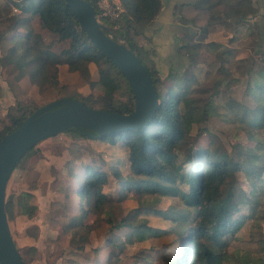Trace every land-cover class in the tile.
Here are the masks:
<instances>
[{
  "label": "trees",
  "instance_id": "trees-1",
  "mask_svg": "<svg viewBox=\"0 0 264 264\" xmlns=\"http://www.w3.org/2000/svg\"><path fill=\"white\" fill-rule=\"evenodd\" d=\"M87 1L97 12L96 0ZM119 1L123 7L119 16L100 21L109 27L108 35L111 33L115 40L129 43L142 61L153 83L158 107L145 126L118 134L91 137L89 134L95 132L79 128L66 131L85 138H97L110 145L120 143L126 151L124 162L128 172L123 174L120 164H107L108 169L96 164L81 165L84 171L80 175L77 173L80 185L71 188L72 201H78L76 209L71 214V207L67 205L64 213L69 218V225L78 227L85 224L90 214L103 211L110 202H120L131 196L138 206L122 215L105 239L110 248L108 261L116 251H124L128 243L167 233L175 234L181 245L178 255L169 257L168 264H222L231 256L228 245L243 225L250 219L252 232L253 227L264 219V50L260 52V59L253 56L235 59L231 70L224 62L221 64L226 76L237 72L239 76H234L235 80L245 78L242 100L229 94L219 111V116L234 124L233 131L238 128L244 134L243 139L232 143L230 159L211 157L207 148L196 144L197 136L186 151L187 164L178 166L175 155L192 125L207 114L205 105L199 104L197 95L193 96L198 80L195 48L198 49L200 41L214 27H235L239 21L232 23L227 12L250 4L251 0H195L196 15L206 13L207 18L198 33L185 32L178 37L179 54L186 57V66L190 64V67L185 66L179 71L170 66L164 77L149 57L152 49H144L139 43L145 39V28L159 14L162 0ZM7 2L9 4L0 8V65L8 70L6 83L10 89L16 90L18 82L27 77L42 93L56 85L66 72L69 77L78 74L87 82L99 83L104 88L99 105H95L97 99L92 94L69 98H76L92 108L117 113L134 109L133 93L124 75L93 46L64 0ZM12 8L18 12H12ZM179 20L182 23L189 21L181 12ZM33 21L55 35L56 42L67 43V46L54 51L53 44L46 43L35 31ZM190 22L193 21L190 19ZM195 34H201L202 38H194ZM207 45L213 49L221 47L215 42ZM226 53L232 55L231 49ZM90 64L96 67V80L90 78ZM224 80L222 76L214 82V88L219 86V92ZM36 108L31 107L30 102L18 99L10 105L5 113L6 121L0 127V139ZM36 145L22 156L23 161L35 154ZM72 173L77 177L75 172ZM112 179L116 183V195L104 190ZM240 181L251 189L240 186ZM221 185L228 186L225 194L220 190ZM12 202L7 199L5 204L8 220ZM163 202L165 204L160 205ZM18 205L22 211L30 207L29 212L32 211L33 206L26 199ZM142 213H154L169 220L170 226L166 229L152 227L147 218H140ZM262 241L258 247L264 253V239ZM18 250L23 263L27 264L19 247Z\"/></svg>",
  "mask_w": 264,
  "mask_h": 264
},
{
  "label": "rangeland",
  "instance_id": "rangeland-1",
  "mask_svg": "<svg viewBox=\"0 0 264 264\" xmlns=\"http://www.w3.org/2000/svg\"><path fill=\"white\" fill-rule=\"evenodd\" d=\"M5 4H9L7 0H0V8ZM248 6L245 5L238 13L232 12L228 15L232 10L228 11L229 20L234 23L236 18L239 23L235 27L226 25L214 27L200 41L198 49L195 48L198 53L195 67L198 80L193 96H198V102L202 106L205 105L207 114L192 125L190 133L181 141L175 155L176 164L180 167L187 164L186 151L196 136L198 139L195 142L199 147L207 148L211 157L224 160L231 157L232 143L244 138V134L238 128L233 131L232 122L219 116V111L229 94L238 101L242 100L245 81L244 77L238 79L239 81L235 80L234 76H239L237 72L230 77L226 76L221 68L222 62L231 70L235 59L247 56L260 59V52L264 50V26L261 32L256 26L247 27V19L264 17V14H261L264 11L260 12L258 8L254 11ZM12 12L15 11L12 9ZM196 13H189L191 15L185 17L189 20L184 23L189 24V33L192 31L198 33V28L207 18L206 13L203 15ZM190 19L193 22H190ZM149 26L144 30L145 39L139 40V43L144 49H152L149 57L154 60L160 76L164 77L170 67L159 62L157 53L161 54V49L154 47L150 32L147 31ZM33 27L46 43L53 44L54 51L67 46V43L56 42L55 35L42 29L37 21H33ZM109 35L112 36L111 33ZM194 38L202 37L201 34L198 36L195 34ZM208 42L220 43L221 47L213 49L207 45ZM228 49H231L232 55L229 54L231 52L226 53ZM187 63L188 61L176 69L182 71ZM188 67L190 64L186 66ZM89 68L91 80H96L95 65L90 64ZM232 70L234 71L233 68ZM222 76L225 80L219 92V86L215 89L214 82ZM8 77V70L0 65V127L2 122L6 121L5 113L9 106L14 105L17 99L30 102L31 107L38 108L57 98L92 94L97 99L95 105H99L101 102L99 99L104 93V88L99 83L87 82L78 74L69 77L65 72V75L59 77L56 85L42 93L25 77L18 82L16 90H12L6 83ZM118 97L122 98L120 94ZM35 148V154L18 162L6 188V200L13 201L8 220L9 227L27 264H168L169 257L177 253L181 246L179 239L175 234L166 233L150 236L142 242L128 243L124 251L115 250L116 253L110 261L107 260L110 248L105 243L106 237L122 215L138 206L131 196L120 202L112 201L103 211L90 214L84 225L78 227L69 225V218L64 212L67 205L71 207L69 211L71 214L76 209L78 201H72L71 188L80 185L79 175L84 171L81 165L96 164L108 169L107 164L115 166L120 164L121 172L123 174L128 172V166L124 162L126 151L120 143L110 145L97 138H85L63 132L38 142ZM72 171L79 175L77 174V177L72 175ZM240 186L251 189L242 181ZM227 189L226 185L220 186L223 194ZM104 190L116 195L115 180L112 179ZM25 192L29 193L28 196ZM25 199L33 206L31 212H29L31 207L27 211H22L18 205V202ZM164 204L163 202L160 205ZM238 207L241 208V205ZM140 218H147L148 224L155 228L166 229L170 226L169 220H164L154 213L149 215L142 213ZM250 221L249 219L231 240L228 245L231 256L222 264H264V253L258 247L264 239V219L258 226L253 227L252 232Z\"/></svg>",
  "mask_w": 264,
  "mask_h": 264
},
{
  "label": "water",
  "instance_id": "water-1",
  "mask_svg": "<svg viewBox=\"0 0 264 264\" xmlns=\"http://www.w3.org/2000/svg\"><path fill=\"white\" fill-rule=\"evenodd\" d=\"M80 29L93 46L124 75L134 97V109L117 113L92 108L76 98L61 97L36 108L0 139V264H24L13 239L5 210L8 180L22 156L38 142L71 128L95 132L91 137L114 135L145 126L158 107L147 69L129 43L115 40L106 31L87 0H64ZM88 133V132H87Z\"/></svg>",
  "mask_w": 264,
  "mask_h": 264
},
{
  "label": "crops",
  "instance_id": "crops-1",
  "mask_svg": "<svg viewBox=\"0 0 264 264\" xmlns=\"http://www.w3.org/2000/svg\"><path fill=\"white\" fill-rule=\"evenodd\" d=\"M161 2V10L152 24L147 28V31L150 32L149 36L152 38L154 47L156 49L158 48V50L161 49V54L157 53L160 59L159 62L168 67L172 66L177 68L185 65L187 61L185 56L179 54L178 37L189 30V24L180 22L179 13L181 12L185 17H188L189 13H195L196 10L193 7L195 0H162ZM244 6L245 5L233 9L228 15L232 12L238 13L240 9L244 8ZM247 6L254 11H256L257 8L260 9V12L261 10L264 11V0H251V3L247 4ZM261 14H264V12H261ZM259 17L254 20L247 19V27L251 25L256 26L259 32H261L264 26V17ZM234 19L236 22L237 19Z\"/></svg>",
  "mask_w": 264,
  "mask_h": 264
},
{
  "label": "built area",
  "instance_id": "built-area-1",
  "mask_svg": "<svg viewBox=\"0 0 264 264\" xmlns=\"http://www.w3.org/2000/svg\"><path fill=\"white\" fill-rule=\"evenodd\" d=\"M97 7V18L101 20L102 18L114 19L119 16L123 11V7L119 0H96ZM15 12L16 8H12Z\"/></svg>",
  "mask_w": 264,
  "mask_h": 264
}]
</instances>
